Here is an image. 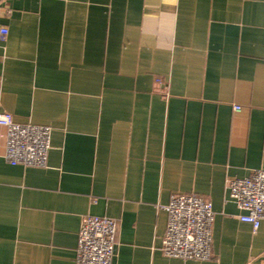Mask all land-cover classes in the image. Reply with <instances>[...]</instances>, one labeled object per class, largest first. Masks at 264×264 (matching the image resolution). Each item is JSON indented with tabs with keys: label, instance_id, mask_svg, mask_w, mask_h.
Here are the masks:
<instances>
[{
	"label": "crops",
	"instance_id": "0c3cea01",
	"mask_svg": "<svg viewBox=\"0 0 264 264\" xmlns=\"http://www.w3.org/2000/svg\"><path fill=\"white\" fill-rule=\"evenodd\" d=\"M0 27L1 109L51 128L37 167L0 125V264H76L87 215L112 264H264L227 191L264 170V0H2ZM175 195L212 203L210 260L164 254Z\"/></svg>",
	"mask_w": 264,
	"mask_h": 264
},
{
	"label": "built area",
	"instance_id": "2783aa9c",
	"mask_svg": "<svg viewBox=\"0 0 264 264\" xmlns=\"http://www.w3.org/2000/svg\"><path fill=\"white\" fill-rule=\"evenodd\" d=\"M2 1V0H0ZM9 34L0 27V41ZM158 84L164 86L159 80ZM0 125L5 127V158L12 165L43 167L51 148V128L19 124L1 109ZM236 111L241 108L235 106ZM229 198L241 211L239 219L258 229L264 220V170H255L248 177L227 181ZM168 225L162 249L167 257L207 261L212 258V203L195 195H175L167 207ZM116 222L109 218L84 216L81 222L76 264H112Z\"/></svg>",
	"mask_w": 264,
	"mask_h": 264
}]
</instances>
